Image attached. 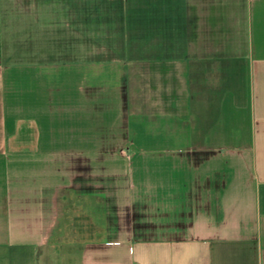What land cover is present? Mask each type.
Returning <instances> with one entry per match:
<instances>
[{"label":"crops","instance_id":"obj_1","mask_svg":"<svg viewBox=\"0 0 264 264\" xmlns=\"http://www.w3.org/2000/svg\"><path fill=\"white\" fill-rule=\"evenodd\" d=\"M142 7L120 59L15 61L0 14V264H264V0Z\"/></svg>","mask_w":264,"mask_h":264},{"label":"rangeland","instance_id":"obj_2","mask_svg":"<svg viewBox=\"0 0 264 264\" xmlns=\"http://www.w3.org/2000/svg\"><path fill=\"white\" fill-rule=\"evenodd\" d=\"M143 1L0 0L6 54L9 58L27 62L35 58L30 55L35 53V47H43L52 55H38L37 58L54 61L124 58V47L132 46L134 50L140 47ZM110 33L116 37L113 45L116 53L108 51L107 37ZM129 58L142 59L139 55ZM204 69L203 66L197 67L194 79L196 100L201 101L197 103L200 109L207 96L205 87L201 86L205 79ZM81 237V233H71L65 242L71 246L47 249L41 264H79Z\"/></svg>","mask_w":264,"mask_h":264},{"label":"trees","instance_id":"obj_3","mask_svg":"<svg viewBox=\"0 0 264 264\" xmlns=\"http://www.w3.org/2000/svg\"><path fill=\"white\" fill-rule=\"evenodd\" d=\"M12 59L15 60V61H20V62H22V61H21L20 59H18V58L15 59V58L12 57ZM28 61H29V60H28ZM28 61H27V62H28Z\"/></svg>","mask_w":264,"mask_h":264}]
</instances>
